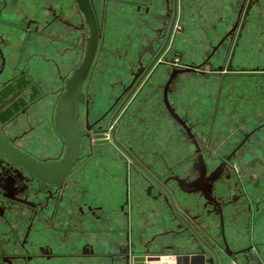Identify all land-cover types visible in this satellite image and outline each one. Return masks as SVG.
Listing matches in <instances>:
<instances>
[{"label": "flooded vegetation", "instance_id": "flooded-vegetation-1", "mask_svg": "<svg viewBox=\"0 0 264 264\" xmlns=\"http://www.w3.org/2000/svg\"><path fill=\"white\" fill-rule=\"evenodd\" d=\"M8 1L10 0H0V13L6 8ZM33 1V15L27 16L24 21L17 24L22 41L21 48L18 47L19 49L12 53L13 56L10 57L12 60L5 55L7 40L0 33V134L4 140L36 161L51 164L49 170L51 176L49 175V180H42L25 168L0 156V264H50L56 260L58 257L48 240L50 234L55 232L57 220L64 214V206L68 208V212H71V205H75L74 213L77 218L83 217L87 212L94 213L96 209L88 205L87 200L94 196L100 197L97 190L103 184H112V182L116 184L119 180V173H121V182L124 185L125 204L130 201V185L136 182L143 189L144 196L152 200H161L169 208L173 218L179 221L180 230L177 234H189L192 241H195L189 229L191 226L196 233L202 236L195 222L188 218L176 203L172 181H175V185L180 190H185L182 180L166 166L167 172L164 176L158 171L159 167L163 170V157L160 152H149L144 146L141 149L137 148L139 143L136 141V124L132 116L135 118L138 115L139 107L144 105V94L150 86V81L161 76L162 68L166 65L172 67L161 87V103L165 113L181 129L187 141L193 146L191 156L195 162L196 173L199 175V180L194 187L186 191H199L203 205L208 211L211 209L220 211L221 204L208 194V188L223 174L233 175L237 184L234 199L244 200L249 210L252 204L254 210H258L257 202L253 200L254 194L246 190L240 184V180L249 182L252 176H254L252 179L254 182H259L261 179L260 169L264 164V146L262 145L257 152L248 147L257 134L264 130V121L248 131L241 130L239 142L228 153L216 155L209 147L212 132L216 126L220 127L227 121L228 125H231L232 122L230 118L226 120L217 117L222 85L217 91L213 104L207 146L200 143L201 138L195 132L193 125L188 123V117L181 115L171 104L170 99L173 97L171 95L172 84L177 81L178 76L185 73L205 75L203 66L211 67L212 58L220 57L221 48L226 43H228V51L227 55H224V64L210 68L211 72L218 73L221 81L229 77V74L245 72L248 74L247 77L251 73L264 76V66L237 68L234 65L243 31L249 24L253 9L261 6V0H244L238 11L237 20L211 46L206 57L200 63L192 62L183 65H176L173 60L163 58V52L170 44L175 22L179 16L178 0H104L103 11L117 15L115 25L119 28L118 24L128 18L127 16L122 17L118 11L125 8L126 10L123 11L132 12L128 9L130 4H133L135 14L148 17L157 14L154 9L159 10L164 2L165 11L170 20L165 34L160 33L163 37L162 43L153 51L151 59L146 64L141 59L138 60L137 67L131 71L130 82L122 88L121 93L111 105L97 116L94 114L98 101L91 96L88 87L91 82V73L98 67L103 27L99 19L96 0H88L98 29L97 49L81 87L84 101L78 105L77 121L80 134L77 149L61 178L55 172H57V164L65 153V141L56 129V105L66 81L83 60L88 43L89 26L77 0ZM75 18L77 22L74 21ZM0 21L3 23L1 19ZM170 28L169 40L163 49ZM73 33L77 34L72 37ZM30 39L34 43V51L29 56H25L22 46H25ZM47 53L56 54L58 57L55 58ZM175 56L180 60L183 58L181 52ZM35 59L40 61L37 65L32 64ZM185 65H200V67L197 72L175 74L168 85L166 97L173 111L189 127L196 145L170 116L163 101L164 86L171 71L185 67ZM218 67H221V70L217 69ZM41 68L49 69L54 82L37 81L31 71ZM7 71L8 75H6ZM229 110L234 111L233 108ZM123 117L126 124H120V119ZM14 129H17L16 133H13ZM254 154L257 156V161L249 163L248 158ZM147 158H151L150 161ZM209 161L215 163L211 171H208L207 162ZM233 162L236 163L233 165ZM247 164L250 166H246ZM249 167L257 171L255 175L249 172ZM246 177L249 178L245 179ZM52 178L57 181L50 182ZM203 192L209 199L204 197ZM171 201L177 211L174 210ZM120 208L123 209V206ZM125 237L124 245L106 254L109 264H115L120 260V255L124 256L131 250L128 234ZM251 248V246L245 248L246 253L236 256L242 255L247 258L246 254ZM84 250L85 248L80 254H84Z\"/></svg>", "mask_w": 264, "mask_h": 264}, {"label": "rangeland", "instance_id": "rangeland-1", "mask_svg": "<svg viewBox=\"0 0 264 264\" xmlns=\"http://www.w3.org/2000/svg\"><path fill=\"white\" fill-rule=\"evenodd\" d=\"M103 1L96 0L103 27V40L98 55V67L91 73L88 87L91 96L98 101L95 116L105 111L121 93L122 88L130 82L131 71L137 67L138 60L141 59L146 64L151 59L153 51L162 43L163 37L160 33L165 34L170 20L164 2L163 6L157 9V14L148 17L135 14L133 4H130L128 9L132 12L125 15L128 19L118 24L119 28L115 25L117 15L103 11ZM243 1L178 0L179 16L175 22L170 44L163 52V58L173 60L176 65L200 63L210 52L211 46L237 20ZM74 21L77 22V18ZM76 34L73 33L72 37ZM227 51L228 43L221 48L218 59L212 58L211 67L203 66L205 75L194 73L179 75L171 89V95L177 99V102L174 100L173 103L181 115H187L188 112L186 113L185 110L195 103L207 108L198 110L196 114L189 113L187 116L188 123L193 125L195 132L201 138L200 143L207 146L211 129V107L222 85L217 117L226 120L230 118L232 122L231 125H228L227 121L220 127L216 126L212 132L209 147L216 155L228 153L239 142L241 130L248 131L264 121V76H260L259 73H249L250 76L247 77L248 74L245 72L229 74V77L221 81L217 72L210 71V68L224 64ZM178 52L183 54L181 60L175 56ZM234 65L237 68L264 66V0H261V6L253 9L249 24L243 31V37L237 48ZM171 67V65L163 66L161 76L150 81L149 88L152 90H146L144 105L139 107L138 115L135 118L132 116V119H135L134 123L142 128L149 125L152 131H148L147 135L154 133L155 136L151 137L159 138L160 141L163 140V133L165 134L164 128H167L171 137L179 140L180 143L187 142L190 146L189 150L193 152V146L186 141L181 129L167 116L161 103V87ZM229 108H233L234 111L231 112ZM124 117L120 119V124H126ZM16 130L14 129L13 133H16ZM218 135L225 137L219 138ZM125 140L130 142L128 139ZM149 144L142 142L137 148L141 149L142 146L147 148ZM262 145L264 146V130L257 134L248 148L257 152ZM149 159L151 158H147L148 161ZM256 161L255 154L248 158L249 163ZM158 171L163 176L167 172L164 166L163 170L159 167Z\"/></svg>", "mask_w": 264, "mask_h": 264}, {"label": "crops", "instance_id": "crops-1", "mask_svg": "<svg viewBox=\"0 0 264 264\" xmlns=\"http://www.w3.org/2000/svg\"><path fill=\"white\" fill-rule=\"evenodd\" d=\"M33 10V0H10L6 8L2 9L0 19L3 23H0V33L7 40L5 55L9 58H12L16 49L21 48L22 39L17 24L27 16H32ZM154 12L158 13L157 9H154ZM118 14L123 17L131 12L119 10ZM22 48L24 55L29 56L34 51L33 41L28 40ZM47 54L58 57L56 54ZM38 62L39 59H35L32 64L37 65ZM45 70L35 69L31 73L37 81L54 82L49 69ZM170 100L176 107L173 101L177 102V99L172 97ZM201 109L207 108L195 103L185 110L188 112L185 116L189 113L196 114ZM212 109L213 107L211 112ZM135 127L136 141L140 144L149 142L145 149L149 152H160L163 166L170 168L172 173L182 180L185 190H180L175 181H172L176 203L187 217L195 222L204 239L214 243L221 252L225 245L232 252L252 247L246 254L247 258L236 256V260L230 264H264V166L260 169L259 182L252 180L254 176L251 174L255 175L257 171L250 167L249 175L252 177L249 182L240 180V184L254 194L257 211L254 210L253 204L249 210L244 200L234 199L237 193L236 179L233 175L225 174L218 181L214 180L208 188V194L221 204V209L208 211L203 205L199 191H186L194 187L199 180L189 144L175 140L167 128H164L165 134L163 133V140L160 141L159 138L151 137L155 136L154 133L147 135L148 131H152L149 125L148 129L136 125ZM207 164L208 171L213 170L215 163L209 161ZM97 192L100 197L94 196L87 200L88 205L96 209L94 213L87 212L83 217L77 218L74 213L75 205H71V212L64 206V214L57 220L55 232L50 234V241L48 240L58 257L50 264H109L106 254L124 245L127 234L128 240L139 253L173 254L200 250L201 246L192 241L189 234H177L180 230L179 221L173 218L164 202L144 196L143 189L136 182L130 185V201L125 204L121 173L116 184H103ZM84 248V254H80ZM115 264L122 262L119 260Z\"/></svg>", "mask_w": 264, "mask_h": 264}, {"label": "water", "instance_id": "water-1", "mask_svg": "<svg viewBox=\"0 0 264 264\" xmlns=\"http://www.w3.org/2000/svg\"><path fill=\"white\" fill-rule=\"evenodd\" d=\"M77 1L88 23L89 37L83 60L79 67L73 71L70 78L66 81L65 88L60 94L56 105L55 125L58 133L65 141V153L60 162L57 164V172H55L57 173V175H59L60 178L68 169V166L74 158L77 149V141L78 136L80 134L79 124L77 121L78 105L79 103H82L84 101V95L81 92V87L94 58L98 42L97 24L89 1ZM170 33L171 28L163 45V49L168 43ZM150 66L151 64L149 65V68ZM199 67L200 65H185V67L173 69L164 86L163 94L164 105L167 111L169 112L170 116L184 129L187 136L191 139H193V135L189 127L170 107L166 97V91L168 89L170 81L173 79L175 74L184 72H197ZM217 69L221 70V67H218ZM193 142L196 145L194 139ZM0 156H2L7 161L13 164L25 168L26 170L38 176L42 180H49L48 177L50 175L49 170L51 164H44L36 161L35 159L31 158L27 154L21 152L19 149L11 145L8 141L4 140L1 134ZM51 181L54 182L57 180H54L52 178L50 179V182ZM203 195L205 198L209 199L205 192H203ZM171 204L174 210H176V207L172 201ZM189 229L192 231L195 237V243L201 246L198 252H175L173 254H149L148 252L139 253L135 250L134 245L130 244L131 250L124 256L120 255L119 259L121 260L122 264H230V262H234L236 260V255L240 253H246V249H241L240 251L232 252L228 249L226 245L224 250L221 252L219 249L216 248V245L214 243H210L209 241L205 240L203 235L200 236L194 231L191 226L189 227Z\"/></svg>", "mask_w": 264, "mask_h": 264}, {"label": "bare ground", "instance_id": "bare-ground-1", "mask_svg": "<svg viewBox=\"0 0 264 264\" xmlns=\"http://www.w3.org/2000/svg\"><path fill=\"white\" fill-rule=\"evenodd\" d=\"M90 1V0H89Z\"/></svg>", "mask_w": 264, "mask_h": 264}]
</instances>
